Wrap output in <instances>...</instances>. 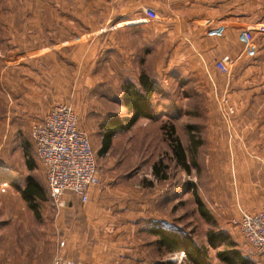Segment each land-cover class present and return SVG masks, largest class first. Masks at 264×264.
<instances>
[{
	"label": "rangeland",
	"instance_id": "1",
	"mask_svg": "<svg viewBox=\"0 0 264 264\" xmlns=\"http://www.w3.org/2000/svg\"><path fill=\"white\" fill-rule=\"evenodd\" d=\"M111 4L118 8L114 15L123 11L116 0H0V221L9 224L0 232V264L50 258L41 244L46 236L32 230L40 220L16 211L29 207L16 187L32 176L46 192L30 127L41 106L33 102L47 103V96L57 94L63 100L57 103L72 106L90 139L98 167L93 189L114 201L113 220L128 225L120 234L143 243L146 264H192L183 251H161L155 235L138 231L158 224L203 247L206 264H231L218 252L232 250L245 264H264V255L253 251L232 223L242 212L257 211L264 200V18L258 36L242 40L241 54H221L209 65L201 52L187 51L189 40L172 46L166 33L156 37L161 16L154 8L144 7L151 14H142L148 23L138 32L125 27L135 21L111 19ZM58 51L66 55L63 70L37 64L48 65ZM142 72L155 85L151 117L115 131L107 151L99 154L104 124L131 115L122 103V86L137 84ZM173 139L188 170L173 153ZM154 164L160 177L153 174ZM196 195L209 220L198 211ZM46 197L37 205L56 208ZM211 232L226 235L232 247L212 248ZM83 233L90 237L91 231ZM232 264L241 263L234 258Z\"/></svg>",
	"mask_w": 264,
	"mask_h": 264
},
{
	"label": "crops",
	"instance_id": "2",
	"mask_svg": "<svg viewBox=\"0 0 264 264\" xmlns=\"http://www.w3.org/2000/svg\"><path fill=\"white\" fill-rule=\"evenodd\" d=\"M116 1L123 4V7L119 9L120 11L123 10L120 14L114 15L115 10L118 11L116 5H108L113 11L111 19L114 18L115 23L124 22L128 24L129 21H135L131 26L128 24L129 26L125 27L140 32L148 23L147 19H143L142 14H151V9L144 7L150 6L158 11L161 16L156 21L159 23L158 28H160L156 37L161 39L163 33H166V37L170 36L173 39L172 46H179L183 39L189 40L187 51H191L189 49L191 47L194 52H201L205 63L209 65H211L213 58L221 54H232V56H235L237 52L241 54L243 50L241 45H244L242 40L250 41V36H258L260 21L264 18V0ZM144 35L143 39H145ZM55 53L54 60L52 62L47 61L48 65H41L38 62L37 64L49 70H63L66 68L62 66L66 62V55L61 51ZM244 64H247V59ZM241 68L243 69L242 65ZM47 86L50 85L47 84ZM60 98L57 94L54 97L47 96L49 100L47 103L40 101V98L37 103L33 102L37 106L41 105L38 108V115L35 116L36 120L43 118L54 103L62 102L63 100ZM44 180L46 183L45 176ZM93 188L94 186L90 189L89 199L85 203H80L74 194L65 193L64 206L56 208L39 207L38 202L45 201L46 195L49 197L46 183V192L42 187L45 199H35L37 201H35V209L21 207L16 210L19 213L26 211L25 214L37 216V220L40 221L33 224L32 230L46 236L42 239L41 244L45 248L43 254L50 255L48 262L35 261L28 262L29 264H53L54 262H58V264L147 263L148 257L142 254L143 243L135 238H124L120 234V231L126 229L128 225L117 224L113 220L114 213H111L110 209H116L114 201L110 202L111 199L106 192L100 191L99 188ZM261 198L263 201V197ZM85 216L90 218L91 223L87 218L88 222L83 224V217ZM8 225L0 221V232L4 231ZM165 228L173 231L172 227ZM141 229L147 231L145 228H139L138 231ZM83 230L91 231L90 237H83ZM47 248L48 250H46ZM31 253L33 254L32 251ZM26 263L16 262V264Z\"/></svg>",
	"mask_w": 264,
	"mask_h": 264
},
{
	"label": "built area",
	"instance_id": "3",
	"mask_svg": "<svg viewBox=\"0 0 264 264\" xmlns=\"http://www.w3.org/2000/svg\"><path fill=\"white\" fill-rule=\"evenodd\" d=\"M30 137L55 206L65 205V193L74 194L80 203L87 202L97 183L98 167L90 139L72 106L55 104L31 124ZM232 223L253 251L264 255V200L257 211L242 212Z\"/></svg>",
	"mask_w": 264,
	"mask_h": 264
},
{
	"label": "trees",
	"instance_id": "4",
	"mask_svg": "<svg viewBox=\"0 0 264 264\" xmlns=\"http://www.w3.org/2000/svg\"><path fill=\"white\" fill-rule=\"evenodd\" d=\"M137 84L127 82L122 86V103L128 114H131L130 117L125 118L124 122H120L117 118H113L110 122L105 123L103 126L104 135L102 138L101 147L98 151L99 154H104L110 145V139L115 131L123 130L125 128H129L138 118L151 117V110L149 105L151 104V98L155 92L154 82L149 78V76L142 72L138 76ZM173 127L170 128V137H172ZM190 134V133H189ZM190 142L194 143V147L196 146L194 142L192 134L189 136ZM29 142L24 143V153L28 155L29 153ZM173 153L180 160L181 166L188 170V165L185 161L184 151L181 148V145L178 141H174L173 139ZM33 160L29 159L27 162L28 168L32 169L34 167ZM195 164V161H193ZM152 171L155 176H159V168L156 164L152 166ZM24 186L16 187L24 200H26L28 206L32 209H35V199H45L43 195V189L41 185L35 180L32 176H28L24 182ZM196 204L198 211L204 216L206 219H210L207 211L203 208V204L199 197L195 196ZM148 232L152 233L157 237V248L166 253H172L176 251H183L185 254V258L191 262L192 264H206L207 255L205 254V249L201 246H198L192 238L185 234H179V232L173 230L166 229L158 224V226H150L146 228ZM209 245L212 248H216L220 244H226L227 247H232V243L229 242L226 235L223 233H210L208 235ZM229 254H231L230 257ZM219 258L227 261L228 263H233L234 258L239 259L241 264H245L244 258H240L239 253L236 250H232L228 252V254L222 251L218 252Z\"/></svg>",
	"mask_w": 264,
	"mask_h": 264
}]
</instances>
